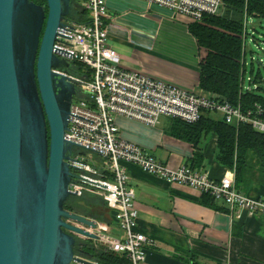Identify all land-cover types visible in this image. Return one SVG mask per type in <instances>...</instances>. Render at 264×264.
<instances>
[{
	"label": "built area",
	"instance_id": "built-area-1",
	"mask_svg": "<svg viewBox=\"0 0 264 264\" xmlns=\"http://www.w3.org/2000/svg\"><path fill=\"white\" fill-rule=\"evenodd\" d=\"M146 1L167 7L187 25L201 22L205 15H217L223 9L221 0ZM72 4L83 12L84 20L67 22L70 28L64 33L68 38L58 37L59 41L55 42L71 53L67 59L72 66L75 63L83 66L82 75L69 73L78 83L64 137L75 143V160L71 163L79 165L81 170H72L77 176L71 179L68 189L76 193L75 197L85 194L99 197L122 231L121 236L115 235L95 219V228H85L97 235L92 240L94 244L124 254L130 264H145L146 250L155 245L153 238L137 229L134 190L129 174L121 165L123 161L135 163L144 172L169 183L208 192L214 200L225 204L235 219L243 214L264 215V198L237 190L233 170L215 179L205 169H195L185 163L178 167L163 164L140 146L122 139L116 123L119 115L149 125L156 124L160 116L194 123L202 110H214L220 112L227 123H247L264 133L262 108L255 105L242 111L239 106L221 102L203 89L199 92L187 90L126 68L121 64L117 49L107 42V20L111 21V15L107 12L106 1L72 0ZM250 21L251 16L244 15L243 50L248 36L253 40L254 31L248 28ZM246 79L247 84L244 76L240 78L241 89L250 91L256 85L249 76Z\"/></svg>",
	"mask_w": 264,
	"mask_h": 264
},
{
	"label": "water",
	"instance_id": "water-1",
	"mask_svg": "<svg viewBox=\"0 0 264 264\" xmlns=\"http://www.w3.org/2000/svg\"><path fill=\"white\" fill-rule=\"evenodd\" d=\"M45 3L0 0V264H97L73 249L96 220L64 208L81 170L64 137L78 81L55 44L72 0Z\"/></svg>",
	"mask_w": 264,
	"mask_h": 264
},
{
	"label": "crops",
	"instance_id": "crops-1",
	"mask_svg": "<svg viewBox=\"0 0 264 264\" xmlns=\"http://www.w3.org/2000/svg\"><path fill=\"white\" fill-rule=\"evenodd\" d=\"M105 1L111 15L107 42L119 52L123 66L187 90H201L199 65L204 49L197 45L183 19L146 0ZM116 123L122 139L163 164H199L194 168L205 169L213 178L229 170L214 158L212 134L195 148L168 132L169 117L149 125L119 115ZM121 165L134 190L137 229L155 243L145 252V264H264V215L243 214L235 219L221 201H217L220 209L201 203L202 193L195 188L169 183L135 163L123 161ZM243 193L264 198V186L252 182ZM98 198L91 209L100 219L92 214L88 217L111 228V213ZM111 233L119 235L116 230Z\"/></svg>",
	"mask_w": 264,
	"mask_h": 264
},
{
	"label": "trees",
	"instance_id": "trees-1",
	"mask_svg": "<svg viewBox=\"0 0 264 264\" xmlns=\"http://www.w3.org/2000/svg\"><path fill=\"white\" fill-rule=\"evenodd\" d=\"M32 1L42 5L47 11L45 0ZM221 1V13L205 15L201 22H193L187 26L197 45L204 49L199 65V87L215 95L221 102L239 106L242 111L258 105L262 108L261 117L264 119V94L255 84L256 79L249 76L256 85L250 91L242 90L240 82V78L246 73L245 49H242L241 40L243 17L247 15L264 19V0ZM67 17L70 21L84 20L83 12L74 4ZM82 68V65L75 63L71 74L82 75ZM171 119L168 132L190 142L195 148H200L201 140L207 135L215 136L214 158L221 166L234 171L237 190L244 192L252 182L264 186V133L247 123L233 125L225 122L222 117L213 118L210 110H202L200 118L194 123ZM195 165L193 168L199 164ZM81 197L76 198H80L83 203L76 201L71 204L67 199L64 208L85 216L92 214L100 219L91 209L95 200L88 203ZM200 202L216 209L222 208L208 192L201 194ZM101 203L104 205L102 201ZM73 249L74 254L91 259L97 264H130L124 254L95 245L90 239L76 237Z\"/></svg>",
	"mask_w": 264,
	"mask_h": 264
},
{
	"label": "rangeland",
	"instance_id": "rangeland-1",
	"mask_svg": "<svg viewBox=\"0 0 264 264\" xmlns=\"http://www.w3.org/2000/svg\"><path fill=\"white\" fill-rule=\"evenodd\" d=\"M249 27L253 29L254 35H253V40L251 36H248V38L246 39V44H245L246 73L244 74V83L245 84L248 83L246 79L247 76H250L252 79L255 78L256 79L255 84L261 88L260 92L264 94V19L251 16V21L250 23H248V28ZM210 116L213 118H221L222 114L218 111L211 110ZM159 118L167 119L166 116H160ZM206 141H208V136L204 137L201 140V145L204 144ZM83 196L81 198H84L85 202L88 203L90 201H93L95 198H98L91 194H87V195L85 194ZM68 199H69L68 201L71 204L75 203L76 201H78V203H83V201H81L80 198H76L74 196L69 197ZM86 207H88V205H86ZM109 213L111 212L109 211ZM105 226H106V230L110 232H114V230H116V232L117 231L119 232V235L122 234L120 228H118V226H116L114 223L111 224V228L108 225ZM76 237L80 238V236H76Z\"/></svg>",
	"mask_w": 264,
	"mask_h": 264
},
{
	"label": "flooded vegetation",
	"instance_id": "flooded-vegetation-1",
	"mask_svg": "<svg viewBox=\"0 0 264 264\" xmlns=\"http://www.w3.org/2000/svg\"><path fill=\"white\" fill-rule=\"evenodd\" d=\"M72 68H73V66H72L71 62H69V73H71Z\"/></svg>",
	"mask_w": 264,
	"mask_h": 264
}]
</instances>
